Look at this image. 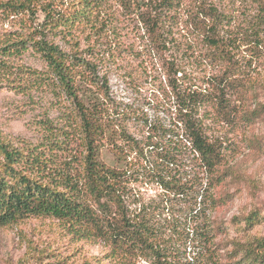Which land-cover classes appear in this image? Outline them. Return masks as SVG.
I'll list each match as a JSON object with an SVG mask.
<instances>
[{"label":"rangeland","instance_id":"1","mask_svg":"<svg viewBox=\"0 0 264 264\" xmlns=\"http://www.w3.org/2000/svg\"><path fill=\"white\" fill-rule=\"evenodd\" d=\"M31 1V12L0 10V142L24 154L31 161L26 173L42 184L67 191L60 180L82 182L84 134L34 44L58 47L80 97L106 95L114 128L97 160L128 165L125 206L130 216L146 215L157 247L118 255L109 239H88L53 217H30L0 227V264H264L260 256L256 261L257 242L264 240V0H171V10L152 12L155 31L142 16H151L144 5L150 0ZM85 2L95 5L88 20L44 26L51 8ZM208 27L225 44L224 55L207 44ZM226 72L238 89L227 88L224 102L196 114L221 154L218 169L209 172L176 125L173 85L211 93ZM158 129L171 141L163 148L173 160L164 162L174 189L166 190L149 170L163 139ZM254 212L259 219L248 225ZM179 218L185 237V225L175 227Z\"/></svg>","mask_w":264,"mask_h":264},{"label":"trees","instance_id":"2","mask_svg":"<svg viewBox=\"0 0 264 264\" xmlns=\"http://www.w3.org/2000/svg\"><path fill=\"white\" fill-rule=\"evenodd\" d=\"M29 1L30 3L22 2L18 4L14 3L13 0H0V10L4 13L10 11L16 14L26 10L31 12L33 11V5L32 1ZM254 1L258 2V0ZM90 5L91 2H85L79 7H63L59 10L51 8L45 14L44 26L58 27L61 23L74 24L86 21L91 15V8L95 6L90 7ZM144 5L147 11L151 12V16L143 14V20L150 23L152 25L151 29L155 31L159 24L152 16V12L162 13L164 8L171 10V5L174 4L171 0H150L149 3ZM146 13L149 14V12ZM263 15L264 12L260 14L262 17ZM210 16L215 19L214 22L218 23L220 21H217L215 14H210ZM258 22L263 21L258 20ZM205 40L220 55L225 54V44L216 36L213 27L207 28ZM21 45H24V43ZM256 45L263 44L258 41ZM24 47L26 48V46ZM34 47L49 66L53 76L63 85V90L72 102L74 112L84 134L83 142L86 146L87 155L82 182H76L69 177L65 178V181L60 180L58 185H62L67 191H61L59 187L50 184H42L38 179L26 173L27 169L24 167L30 165L31 161L24 154L0 142V227L24 218L53 217L69 223L78 231L77 234L88 239L96 237L109 239L113 245L114 253L118 255L134 253L139 248L154 251L157 247L155 245L157 236L154 231L147 228L146 215L130 216L125 206V196L128 193L126 186V181L129 179V172L126 171L128 165L124 162L126 167H111L97 160L98 150L108 143V133L114 128L107 113L108 110L104 100L106 95L101 93L105 96L92 101L80 97L69 68L66 66L65 56L58 50V47L47 42L36 43ZM231 79L232 73L230 72H226L224 76L217 78L212 83L213 89L211 88L210 92H213V94L201 91L200 88H181L176 82V85H173L174 90L176 89V125L183 126L191 149L198 155L201 165L209 172H215L218 169L221 163V154L219 149L209 143L204 136L196 114L199 108L203 106L224 102L227 88L238 89L239 85L234 87L235 83ZM89 84L96 86L94 80H89ZM238 94L243 98L245 97L240 92ZM157 131L161 133L163 139L160 140V145L158 144L159 146L156 147L155 158L150 161L149 170L151 175L157 177L166 190L174 189L177 186L171 185L173 183L170 182L174 179L172 180L170 177L171 172L168 171V165H165L164 162L171 163L173 160L169 159L170 152L165 151V148H163L164 141L168 144V148L171 147V141L166 138L165 131L164 135L162 129ZM122 133L127 143L132 141V138L127 136L125 132ZM175 147H178V145L175 144ZM124 160L127 159L124 158ZM84 194L93 202L96 208L88 205V202L83 199ZM108 205L114 208L113 212L108 208ZM98 211H100V214H98ZM258 219L259 213L254 212L246 221L248 225H254ZM191 220L193 222V215ZM183 225H185V229L181 232L182 235L187 227L179 218V222L175 224V227L182 230ZM256 248V261L259 260L257 259L258 256L263 261L264 240L257 242ZM156 254L160 256L159 253Z\"/></svg>","mask_w":264,"mask_h":264}]
</instances>
